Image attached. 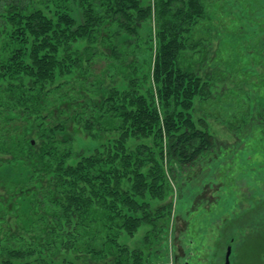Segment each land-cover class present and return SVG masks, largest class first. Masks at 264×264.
I'll list each match as a JSON object with an SVG mask.
<instances>
[{
    "label": "trees",
    "instance_id": "16d2710c",
    "mask_svg": "<svg viewBox=\"0 0 264 264\" xmlns=\"http://www.w3.org/2000/svg\"><path fill=\"white\" fill-rule=\"evenodd\" d=\"M27 2L3 0L12 31L0 64V264H147L149 235L134 249L118 239L158 226L150 199L169 191L167 169L176 182L200 165L201 179L233 148L204 116L196 123L194 99L211 115L228 94L227 129L264 135V0ZM219 29L240 37L229 49L256 52L254 66H222ZM151 79L161 111L153 89L141 91ZM215 81L231 87L215 94ZM78 134L100 144L76 152Z\"/></svg>",
    "mask_w": 264,
    "mask_h": 264
},
{
    "label": "rangeland",
    "instance_id": "374dc122",
    "mask_svg": "<svg viewBox=\"0 0 264 264\" xmlns=\"http://www.w3.org/2000/svg\"><path fill=\"white\" fill-rule=\"evenodd\" d=\"M35 4L40 6V0H29L26 6L31 9ZM230 5L235 3L231 1ZM43 6L42 10L48 13L47 7ZM5 7L3 0H0V64L9 56V53L2 50V46L12 31L11 24L3 21L6 16ZM72 7L73 14L78 18L76 4ZM234 10L245 16L243 10L241 13L236 6ZM253 29L255 30V27ZM218 34L219 37L213 40L212 48L214 51L221 49L223 52L222 56L216 57L218 61L225 62L222 66L233 67L237 64L236 67H241L243 63H247L249 67L254 66V50L243 49L240 45L236 49L239 51L234 49L236 46L229 49V46L233 47L241 40H238L240 37L232 36V33H225L223 30ZM245 34V31L241 33L243 39ZM141 40L142 43L139 44L142 54L148 56L146 38ZM13 46L11 44V48ZM256 58L260 60L258 56ZM257 68L259 72L264 73V67ZM142 70L143 73L147 72V63ZM147 82L143 83L141 91L146 95L151 87L155 105L160 110L153 81L151 79ZM224 84L225 88L231 87L228 81H215L211 92L225 93V88L222 89ZM231 90H228L229 93ZM242 97L247 100L246 95L243 94ZM228 99L229 95L224 94L218 101H212V105H208L206 110L211 112V115H206L201 111L199 98L196 97L194 104L197 110L192 113L196 123L204 116L208 130L215 136L219 146L222 143L225 146L233 145L230 152L224 154L226 158L216 161L201 179L195 177L199 173L197 169L200 165L183 170L176 182L167 169L169 191L163 198L150 199L152 213L158 212L154 216L158 226L148 223L141 225L132 235L125 232L119 235V242L127 244L130 249L144 244L146 236L149 235L147 245L144 246L150 249L145 251L149 260L147 264H223L225 258L230 264H264V135L258 133L253 136L248 133V136H245L239 133L237 135L243 139L238 140L237 135L230 132L227 124L222 122V116L228 114ZM252 128L254 129V125ZM151 140L152 137L137 141L129 139L128 146L135 147L138 142L149 144ZM99 144V141L78 134L73 141V149L79 153H88ZM74 161L70 160L71 163ZM192 171L193 175L190 176L188 173ZM228 248L230 252L227 256Z\"/></svg>",
    "mask_w": 264,
    "mask_h": 264
},
{
    "label": "flooded vegetation",
    "instance_id": "af4514ba",
    "mask_svg": "<svg viewBox=\"0 0 264 264\" xmlns=\"http://www.w3.org/2000/svg\"><path fill=\"white\" fill-rule=\"evenodd\" d=\"M228 247H229V246H228ZM223 264H230V263H229V262L226 260V258H225Z\"/></svg>",
    "mask_w": 264,
    "mask_h": 264
},
{
    "label": "water",
    "instance_id": "95a60500",
    "mask_svg": "<svg viewBox=\"0 0 264 264\" xmlns=\"http://www.w3.org/2000/svg\"><path fill=\"white\" fill-rule=\"evenodd\" d=\"M229 252H230V249L228 248V251H227V256H228ZM227 261H228V259H227Z\"/></svg>",
    "mask_w": 264,
    "mask_h": 264
}]
</instances>
